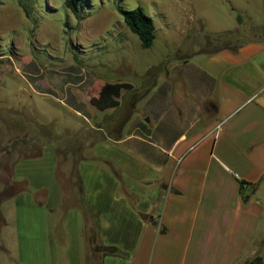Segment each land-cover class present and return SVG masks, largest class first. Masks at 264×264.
Segmentation results:
<instances>
[{
	"label": "crops",
	"instance_id": "crops-1",
	"mask_svg": "<svg viewBox=\"0 0 264 264\" xmlns=\"http://www.w3.org/2000/svg\"><path fill=\"white\" fill-rule=\"evenodd\" d=\"M196 65L197 87L209 101L204 114L198 107L182 122L162 109L154 141L93 126L100 135L81 139L79 156L66 152L76 173L58 169L60 149L71 140L61 147L30 138L29 129L16 135L18 157L45 160L10 176L15 192L1 190L0 203L24 192L31 196V204L18 199L11 211L0 205V236L8 227L7 235L24 245L25 261L0 240L9 264H240L258 255L254 242L264 233V38L202 53Z\"/></svg>",
	"mask_w": 264,
	"mask_h": 264
},
{
	"label": "rangeland",
	"instance_id": "rangeland-1",
	"mask_svg": "<svg viewBox=\"0 0 264 264\" xmlns=\"http://www.w3.org/2000/svg\"><path fill=\"white\" fill-rule=\"evenodd\" d=\"M65 1L0 0V199L3 187L8 195L16 191L8 186L11 175L16 179L45 160L18 157L16 135L29 129L30 138L55 140L61 147L71 140L73 145L60 149L58 169L76 173L66 152L79 156L81 139L100 135L93 126L154 141L162 109L182 122L198 107L204 114L209 101L197 87L196 63L223 44L212 40L215 33L233 30V45L264 38V0H87L79 16ZM139 6L156 24L150 48L142 47L121 11ZM106 82L129 86L122 88L118 106L100 110L91 99ZM24 194L0 205L11 211L18 199L27 204L31 196ZM8 214L15 226V216ZM8 232L7 227L0 240L25 261L19 248L24 245ZM254 247L264 256V233ZM7 255L0 250V264L10 263Z\"/></svg>",
	"mask_w": 264,
	"mask_h": 264
},
{
	"label": "trees",
	"instance_id": "trees-1",
	"mask_svg": "<svg viewBox=\"0 0 264 264\" xmlns=\"http://www.w3.org/2000/svg\"><path fill=\"white\" fill-rule=\"evenodd\" d=\"M87 0H66L65 4L75 15L79 16L80 11L84 8ZM25 7V6H24ZM26 8V7H25ZM126 25L130 30L136 33L140 40L142 47L150 48L153 46L154 41L157 37L156 34V24L151 15H149L142 7H136L130 10H121ZM241 15H239V22H242ZM237 36L233 30H227L219 33H215L212 37L214 42L223 43L220 47L214 49L213 51L230 48L236 49L243 42L239 44H231L232 40ZM212 51V52H213ZM129 86L128 83L123 82H106L100 89L99 93L96 96H93L91 101L100 110H106L111 107H116L119 105L121 90L124 87ZM97 250H104L108 252H115L117 249L113 246H103L98 247ZM248 264H264V258L261 255H256Z\"/></svg>",
	"mask_w": 264,
	"mask_h": 264
},
{
	"label": "flooded vegetation",
	"instance_id": "flooded-vegetation-1",
	"mask_svg": "<svg viewBox=\"0 0 264 264\" xmlns=\"http://www.w3.org/2000/svg\"><path fill=\"white\" fill-rule=\"evenodd\" d=\"M0 161H1V159H0Z\"/></svg>",
	"mask_w": 264,
	"mask_h": 264
}]
</instances>
